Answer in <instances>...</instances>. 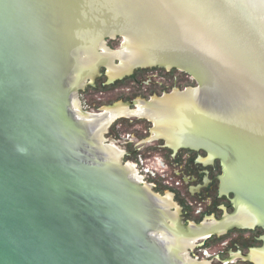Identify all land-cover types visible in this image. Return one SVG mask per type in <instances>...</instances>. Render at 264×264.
I'll use <instances>...</instances> for the list:
<instances>
[{"label": "water", "instance_id": "1", "mask_svg": "<svg viewBox=\"0 0 264 264\" xmlns=\"http://www.w3.org/2000/svg\"><path fill=\"white\" fill-rule=\"evenodd\" d=\"M159 1L164 0H0V264H176L151 234L156 213L150 199L120 169L130 166L124 159L117 162L113 150L104 158L96 153L98 146L115 148L103 141L85 77L92 78L103 63L112 81L113 64L100 59L84 72L83 51L97 55L107 36L121 34L131 41L165 35L177 39L165 43L159 58L213 61L220 55L204 30L217 29L215 20L228 46L244 59L264 58L229 19L213 16L198 0H183L190 27L183 37L163 33L168 27L163 12L160 19L150 10L153 4L158 13L169 12ZM194 13L212 20L199 24ZM150 65L187 72L201 91L220 88L212 74L226 76L213 70L208 79L178 60L132 70ZM200 103L210 108L203 99ZM263 112L257 111L249 127L240 125L260 142ZM88 126L95 137L103 136L101 141ZM238 137V145L223 146L224 160L235 163L245 146L258 152ZM130 173L136 176L131 168Z\"/></svg>", "mask_w": 264, "mask_h": 264}, {"label": "flooded vegetation", "instance_id": "2", "mask_svg": "<svg viewBox=\"0 0 264 264\" xmlns=\"http://www.w3.org/2000/svg\"><path fill=\"white\" fill-rule=\"evenodd\" d=\"M141 84L137 77L127 88L105 92L96 100L113 105L104 109L106 113L93 116L106 123L103 141L119 142L122 149L120 153L104 144L96 147V153L104 158L113 150L118 152L117 162L123 158L137 161L140 172L136 176L126 165L119 167L126 178L138 182L159 215L151 234L165 250L162 236H176L178 244L168 253L176 264H264V218L252 223L249 217L240 216L239 192L224 184L226 164L231 165L232 159L224 160L222 152L213 155L206 146L177 144L180 137L162 129L154 119L169 104L149 103L179 102L190 96L187 90L191 88L158 96L156 88ZM119 120L120 124L113 125ZM88 129L93 135L92 127ZM93 136L97 141L103 137ZM166 191L172 192L173 203L163 196Z\"/></svg>", "mask_w": 264, "mask_h": 264}, {"label": "bare ground", "instance_id": "3", "mask_svg": "<svg viewBox=\"0 0 264 264\" xmlns=\"http://www.w3.org/2000/svg\"><path fill=\"white\" fill-rule=\"evenodd\" d=\"M125 2H129V0H125ZM160 2L161 6L162 4L168 6L167 10L169 12L159 11L158 13L157 5L155 7L153 4H150L152 7L150 10H154L155 12L153 13H156V16L159 15L158 17H160L163 12L165 20L167 21L166 25L168 26L164 29L165 31L163 33H170L175 37H183L185 32L188 31V29H186L188 24L185 22L187 18L184 14L187 8V6L184 5L185 2L183 0H164L159 1V3ZM194 16L199 18L197 19L198 23L200 22L199 24H202L201 19H211L195 13ZM180 19L186 24V26L185 24L183 25L184 28L182 29L179 28L180 24L178 21ZM212 22L213 27L217 29L208 31V33L206 30H202H204L205 35H207L209 39L211 38L214 40L213 45L220 55V57H217L218 59H214L213 61H206L205 59L173 60L159 58V56L162 55V50L167 48L165 43L171 46L175 39H177L170 36L172 40H174L171 42V38L168 41L165 35H162V38L149 37L148 39L134 37L129 43L131 52L129 55L123 56V63L121 66L109 65L113 63L112 60L108 58L102 59V61L108 63L111 67V79L121 77L125 73L130 72L132 68L138 64L146 65L153 62H161L170 66V63L175 60H178L184 67L193 66L200 71V74L202 73L205 77L208 76V79H211L213 76L214 82L220 84V88H215L214 86L207 87L203 91L196 88L189 92L190 96L185 99L181 98L179 102L163 99L149 104H169L168 107H163L162 114H159L154 119H156L157 123L160 122L158 125L162 129L169 131L172 133L171 135L180 137L181 142L177 143L179 145L206 146L209 148L211 154L215 155L221 151L226 153L224 149V147H226V142H231L232 145H235L238 142V136H240L247 140V144L253 145L254 149L256 148L258 152L254 151L252 153L248 151V148L250 150L248 145V148L246 146L242 147V149L244 148L246 150L242 152L239 151L235 163L231 165L226 164L224 178V184L226 186L232 187L239 192L241 201L238 205V214L246 218L249 217L250 221L255 223L264 218V141L260 142L256 140L255 136L247 132L245 133V130L242 129L240 125L246 126V128L249 127V125L253 123L252 118L257 114V111H264V70H262L263 68L260 66L263 65V63L260 61L262 59H249V56L246 57L247 59H244L242 53L238 50L240 52L239 54L234 45H231L230 48L225 39L226 36L223 30L219 27L220 25H218L215 20H212ZM188 28L190 29V27ZM175 46H177V43ZM181 52L186 55V51ZM224 55L228 59H223ZM82 57L84 72L89 69L91 70L101 59L97 55H94L91 49L83 51ZM213 70H221L226 73L225 78L216 79L215 73L211 76ZM226 86L230 89H226ZM202 99L205 102L204 104L210 108L207 109L200 103ZM233 101H236L235 106ZM177 104H179L178 107L176 106ZM242 108L245 112L239 110H242ZM254 110L256 114L252 115L251 112L254 113ZM243 118L246 119L245 124H243ZM96 120L100 130L103 132L106 123L99 119ZM256 196L262 198V201H258ZM155 219L160 221L158 214L155 215ZM243 221L245 224H251L248 223L246 219ZM154 228H157V226H154ZM162 237L165 241L164 245L167 253H171L178 244L176 236L166 233Z\"/></svg>", "mask_w": 264, "mask_h": 264}, {"label": "rangeland", "instance_id": "4", "mask_svg": "<svg viewBox=\"0 0 264 264\" xmlns=\"http://www.w3.org/2000/svg\"><path fill=\"white\" fill-rule=\"evenodd\" d=\"M198 2L213 16L229 19L237 27L240 34L264 58V0H198ZM129 43L130 39L121 34L107 36L104 39V44L96 48L97 56L101 59H111L113 66H121L123 56L129 55L131 52ZM108 71L109 67L100 63L92 78L90 76L85 77L86 91L94 114H104L107 111L106 108L113 105L112 103L99 102L97 98H101L105 92H115L117 89L127 88L137 77L142 81V88H156L158 96H161L163 92L171 93L176 88L183 91L188 88L196 89L199 86L197 80L192 75L177 68H165L154 65L136 67L119 77V79L112 80L109 84L108 77L106 76ZM143 98L146 97L143 96ZM120 122L122 121H116L113 125L116 126ZM110 142L118 152L122 150L119 142H115L114 140ZM123 159L136 175L140 172L135 159ZM163 194V196L172 202V192L166 191ZM173 206L177 210L179 209L176 203ZM178 215L179 213L177 212Z\"/></svg>", "mask_w": 264, "mask_h": 264}]
</instances>
